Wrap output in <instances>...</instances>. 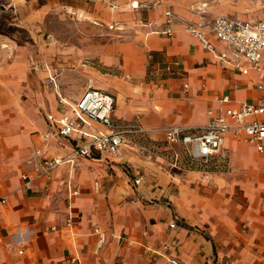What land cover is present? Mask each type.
<instances>
[{"label": "crops", "instance_id": "obj_1", "mask_svg": "<svg viewBox=\"0 0 264 264\" xmlns=\"http://www.w3.org/2000/svg\"><path fill=\"white\" fill-rule=\"evenodd\" d=\"M80 1L85 6L79 16L103 28L107 38L90 50L89 57L77 60V72L87 74L75 92H59L58 64L51 62L48 52L35 60V68L45 80L54 79L55 90L50 85L53 91H30L24 97L30 89L29 63L22 56L27 47L15 23L7 32L0 30V264H171L168 258L178 264H264V150L259 152L243 134L228 133L222 146L226 157L201 164L190 162L181 145L163 139L166 126L196 132L206 124L208 109L260 101L256 85L264 84V74L245 61L238 67L221 64L187 27L197 20L190 6L198 2L208 4L207 21L219 16L264 20V11L243 13L245 5L261 0H237L233 8L219 5L225 0H157L159 5L143 10L129 4L156 0ZM166 7L174 15L171 37L162 33ZM110 24L112 29L107 28ZM204 31L213 49L223 52L225 44ZM173 61L178 67L165 71ZM65 75L61 78L67 84ZM87 88L111 96L113 124L127 129L139 125L147 133L125 134L118 157H80L52 171L47 180L28 164L33 151L38 148L47 157L63 155L74 142L44 141L45 116H58L57 94L73 103ZM127 137L166 143L173 151V172L160 181L164 185L172 180L173 185L160 188L158 181L152 186L157 179H145L134 169L123 154L129 147ZM178 157L227 172L184 171L176 166ZM125 168L133 179L141 178L137 186L125 181ZM23 174L30 179L27 187ZM72 190L77 193L72 195ZM151 198L157 201L147 202ZM70 215L73 224L67 227L64 222ZM171 221L176 227L168 226ZM97 228L105 240L95 252Z\"/></svg>", "mask_w": 264, "mask_h": 264}, {"label": "built area", "instance_id": "obj_2", "mask_svg": "<svg viewBox=\"0 0 264 264\" xmlns=\"http://www.w3.org/2000/svg\"><path fill=\"white\" fill-rule=\"evenodd\" d=\"M160 1L132 2L129 7L133 10L149 9L159 5ZM190 10L197 16V20L187 27V31L196 38L200 44L218 60L221 64L229 67H238L240 61L250 64L253 69L264 74V64L261 63L262 52L264 51V20L249 22L227 16H219L212 20H205L208 4L198 2L190 6ZM164 28L162 33L168 37L173 34L172 23L174 15L170 7L163 12ZM112 29L113 25L107 27ZM204 29H208L213 36L225 44V50L216 52L208 42ZM178 62L173 61L164 66V70L172 73ZM49 82L56 87L53 78ZM256 88L262 95L258 103L244 102L236 107L226 108L221 111H206V124L195 129L181 126H166L163 128V139L169 144L181 145L185 157L190 162L202 164L208 163L211 157L224 159L226 157L222 150L225 136L230 133L233 136L243 134L246 139L255 145L259 152L264 150V84L258 83ZM221 101L226 102L227 97ZM58 116L47 114L45 116L47 129L42 134V139H64L73 141L71 149L63 154L43 156L42 151L36 148L33 151L28 164L32 170L44 175L50 180L51 172L62 165H73L76 159L91 158L94 155L106 154L111 157L120 155L121 145L125 141V134L136 133L145 136L147 130L136 125L132 128H124L113 124L110 119L113 99L92 88L85 89L80 97L73 103L57 94ZM262 118H257V117ZM97 125L104 129H98ZM24 186L29 185L30 179L27 174L22 175ZM140 177L133 179L134 185H138ZM76 190L71 194L75 195ZM72 216H68L64 225L71 227ZM176 227L174 221L168 225ZM197 230V227H196ZM97 240L94 247L96 252L104 243L105 233L100 229L94 230ZM171 264H178L173 258H168ZM227 264V263H224Z\"/></svg>", "mask_w": 264, "mask_h": 264}, {"label": "rangeland", "instance_id": "obj_3", "mask_svg": "<svg viewBox=\"0 0 264 264\" xmlns=\"http://www.w3.org/2000/svg\"><path fill=\"white\" fill-rule=\"evenodd\" d=\"M236 1L225 0L219 5L233 8ZM263 1L261 0V3ZM219 2L220 0H215V3ZM261 3L253 2L245 5L243 13L264 11V6ZM83 6L85 5L80 0H0V30L7 32V30L13 28L12 24L15 23L18 26L16 28L20 31V40L27 47L25 54L22 53V56L26 57L29 63L27 64L26 82L29 84L30 89L25 90L24 97L30 91L45 94L46 91L55 90L49 79L45 80V76H42L41 72L35 68L36 66L39 67L35 60L41 61L43 55L48 52L51 54V62L58 64V72L60 73V82H57L59 92L64 91V89L74 91L81 88L77 84L80 83L83 74H87V71L77 72V60L82 57H89L90 50L107 38L103 28L93 26L87 17L81 18L79 16L81 13L79 10ZM88 9L89 13L93 12L92 7ZM4 45H7L6 41ZM67 57L74 60L68 59L66 62ZM64 73H66L65 77L68 79L67 84L62 82L61 77ZM127 140L129 147H126L123 151L125 158L130 161V164L139 171L143 178L157 179L156 183H152V186L159 183L158 181L164 176L168 178L169 174H172L173 170H171L170 164L173 163V151L167 149L165 142L139 137H127ZM178 162L176 166L184 171L196 173L227 172V169L223 170L220 167L189 163L182 157H178ZM111 173L116 175L117 170H112ZM122 174L125 181L127 183L129 181L128 185L130 186L133 174L127 168L123 169ZM159 184L160 188H163L174 183L169 180L164 185L161 181ZM135 188L133 187V190ZM153 190H155V187H153ZM156 201L152 198L147 200L149 203H155Z\"/></svg>", "mask_w": 264, "mask_h": 264}, {"label": "trees", "instance_id": "obj_4", "mask_svg": "<svg viewBox=\"0 0 264 264\" xmlns=\"http://www.w3.org/2000/svg\"><path fill=\"white\" fill-rule=\"evenodd\" d=\"M202 164V163H201Z\"/></svg>", "mask_w": 264, "mask_h": 264}]
</instances>
